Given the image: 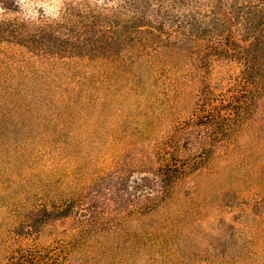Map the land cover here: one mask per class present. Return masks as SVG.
<instances>
[{
	"label": "rangeland",
	"instance_id": "rangeland-1",
	"mask_svg": "<svg viewBox=\"0 0 264 264\" xmlns=\"http://www.w3.org/2000/svg\"><path fill=\"white\" fill-rule=\"evenodd\" d=\"M0 9V264H264V0Z\"/></svg>",
	"mask_w": 264,
	"mask_h": 264
},
{
	"label": "clouds",
	"instance_id": "clouds-1",
	"mask_svg": "<svg viewBox=\"0 0 264 264\" xmlns=\"http://www.w3.org/2000/svg\"><path fill=\"white\" fill-rule=\"evenodd\" d=\"M101 2H102V0H101ZM17 3L25 7V10H26L25 19H27L29 16L32 17L33 19H35V16L38 14L34 10L35 7H44L46 9H48V12H47L48 15L55 16L56 12L54 10V6L58 5L59 0H54L52 7H50V5H48V4H36V5H34V4L29 3V0H17ZM2 12H3V9H0V13H2Z\"/></svg>",
	"mask_w": 264,
	"mask_h": 264
}]
</instances>
